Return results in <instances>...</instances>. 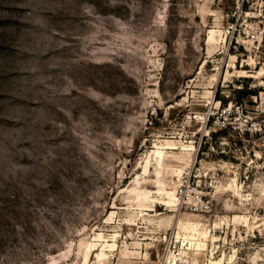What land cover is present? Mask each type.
<instances>
[{"label": "rangeland", "instance_id": "1", "mask_svg": "<svg viewBox=\"0 0 264 264\" xmlns=\"http://www.w3.org/2000/svg\"><path fill=\"white\" fill-rule=\"evenodd\" d=\"M0 264H264V0H0Z\"/></svg>", "mask_w": 264, "mask_h": 264}]
</instances>
